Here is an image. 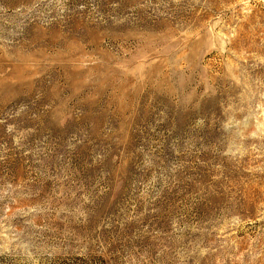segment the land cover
<instances>
[{
  "label": "rangeland",
  "instance_id": "obj_1",
  "mask_svg": "<svg viewBox=\"0 0 264 264\" xmlns=\"http://www.w3.org/2000/svg\"><path fill=\"white\" fill-rule=\"evenodd\" d=\"M0 264H264V0H0Z\"/></svg>",
  "mask_w": 264,
  "mask_h": 264
}]
</instances>
